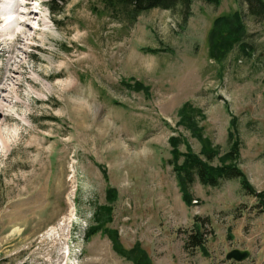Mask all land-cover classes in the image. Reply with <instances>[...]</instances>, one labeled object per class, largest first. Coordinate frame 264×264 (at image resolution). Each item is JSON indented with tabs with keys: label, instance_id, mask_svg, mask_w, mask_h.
I'll return each mask as SVG.
<instances>
[{
	"label": "rangeland",
	"instance_id": "374dc122",
	"mask_svg": "<svg viewBox=\"0 0 264 264\" xmlns=\"http://www.w3.org/2000/svg\"><path fill=\"white\" fill-rule=\"evenodd\" d=\"M43 1L14 81L0 44V264H264V16L246 0L131 20L104 0ZM233 143L255 193L196 177L188 202L174 151L182 164L217 148L218 167ZM41 185L49 197L22 192ZM198 228L205 244L188 249Z\"/></svg>",
	"mask_w": 264,
	"mask_h": 264
},
{
	"label": "trees",
	"instance_id": "16d2710c",
	"mask_svg": "<svg viewBox=\"0 0 264 264\" xmlns=\"http://www.w3.org/2000/svg\"><path fill=\"white\" fill-rule=\"evenodd\" d=\"M66 0H52L56 5L64 3ZM107 7L111 8L113 12L118 13L124 20L135 19L137 15L148 11L153 8H164V9H177L180 8L184 19L188 18L189 8L191 4L196 0H104ZM210 3H218L219 0H204ZM248 1V7L251 14L264 16V0H246ZM51 2V3H52ZM53 9V8H52ZM56 9V8H55ZM121 17V18H122ZM240 39V38H239ZM248 43H244L243 48L247 49ZM150 50V49H149ZM151 52H157L151 49ZM189 104H184L180 114L182 116H191L188 113ZM188 118V120H189ZM232 136V135H231ZM232 139V138H231ZM175 146L177 144H174ZM239 144L233 143L228 153V158L231 159L230 164H223L218 167L212 165L213 160L218 154L217 148L205 147L201 151V155L205 157L203 159L201 155H195L193 153L187 154L184 162L179 164L180 154L175 150V157L172 161L174 165V171L177 174L180 188L183 192L185 199L191 202L190 185L197 177L199 181L204 185L217 186L222 179L238 178L241 180V186L243 189L251 194H254L253 188L249 185L241 169L235 163L239 159ZM261 200V198H260ZM262 201V200H261ZM96 231H92L91 235ZM90 237V236H89ZM186 246L189 248L203 247L205 244L203 233L198 228L196 232L191 233L186 241Z\"/></svg>",
	"mask_w": 264,
	"mask_h": 264
},
{
	"label": "bare ground",
	"instance_id": "6f19581e",
	"mask_svg": "<svg viewBox=\"0 0 264 264\" xmlns=\"http://www.w3.org/2000/svg\"><path fill=\"white\" fill-rule=\"evenodd\" d=\"M1 4L4 5L7 0H0ZM34 0H11L9 5L11 7V10L17 14V19H15V24L10 25V22H6L5 18L0 17V44L2 45V50L5 51L6 49L10 52L9 57V64H8V74H6V78L8 80H15L17 78V69L12 66V59L15 60V62H18L17 58H22L20 56V51L23 49L20 46H18V43L20 42H26L28 44H33L36 40V34L37 31L40 30L41 26L46 24L45 14L40 11L39 15L40 18H38V21L33 24L35 21V12L34 8H32ZM41 5V2H40ZM49 19L53 22L54 18L52 16L49 17ZM48 21V20H47ZM49 22V21H48ZM10 25L8 28L6 26ZM35 30L32 32V34H29L30 30ZM10 36L12 41L10 40L11 44L10 46H7L5 41L7 40L6 36ZM21 62V61H20ZM6 82L4 80L0 81V98L4 97V91L9 90V87L5 85ZM4 90V91H3ZM85 101L84 98H81ZM88 100V99H87ZM84 102H81L82 105ZM86 105V104H85ZM87 106V105H86ZM4 106L2 102H0V114L3 113ZM2 121V118H0V122ZM1 132V131H0ZM4 141V139H3ZM41 151V149H39ZM38 171V170H37ZM23 193H30V195H38V197L45 196L49 197L50 194H47L46 188L44 185H41L40 187H37L36 190L33 192H30V189L22 190ZM34 209V208H33ZM32 209V210H33ZM34 213V212H33ZM34 217V216H33ZM16 229V227H15ZM22 228H17L16 230L20 231ZM61 229V228H60ZM58 228H52L51 231L48 233V237L53 238L56 234Z\"/></svg>",
	"mask_w": 264,
	"mask_h": 264
},
{
	"label": "water",
	"instance_id": "95a60500",
	"mask_svg": "<svg viewBox=\"0 0 264 264\" xmlns=\"http://www.w3.org/2000/svg\"><path fill=\"white\" fill-rule=\"evenodd\" d=\"M249 256V252L248 251H240V250H234L233 252H231L228 255V258H233L236 260H243L246 257Z\"/></svg>",
	"mask_w": 264,
	"mask_h": 264
}]
</instances>
